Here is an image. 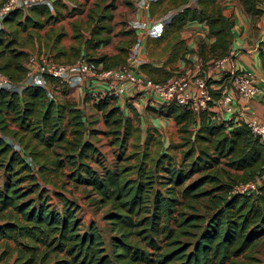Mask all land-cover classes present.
Returning <instances> with one entry per match:
<instances>
[{"label":"trees","instance_id":"16d2710c","mask_svg":"<svg viewBox=\"0 0 264 264\" xmlns=\"http://www.w3.org/2000/svg\"><path fill=\"white\" fill-rule=\"evenodd\" d=\"M239 1L251 15L263 12L262 0ZM181 2L163 26L203 21L214 38L210 49L220 48L216 57L225 56L232 20L215 0ZM42 7L47 6L29 8L39 12ZM30 22L20 8L1 19L0 72L14 82L22 78L27 57L17 47L19 32ZM84 58L95 63L106 56ZM259 59L264 71L262 51ZM115 100L102 95L95 101L104 133L118 149L116 162L107 168L91 139L96 130L85 125L73 102L49 99L38 85H27L20 93L0 88V260L8 252L13 254L9 264H255L253 248L264 236V184L256 194L232 188L264 170V145L258 137L243 121H213L206 108L193 112L161 104L180 132L177 159L152 131L141 142L139 129ZM190 124L197 126L193 132ZM129 137L140 150L126 152ZM61 176L74 187H89L95 202L107 206L108 250L94 223L80 231L77 204L52 179ZM45 183L52 185L58 208L44 195ZM200 198L205 200L203 213L194 206Z\"/></svg>","mask_w":264,"mask_h":264},{"label":"crops","instance_id":"0c3cea01","mask_svg":"<svg viewBox=\"0 0 264 264\" xmlns=\"http://www.w3.org/2000/svg\"><path fill=\"white\" fill-rule=\"evenodd\" d=\"M2 1L4 0H0V3ZM50 2V8L42 7L39 12L29 7L21 9L29 15L31 22L19 32L18 40L21 44L17 47L25 50L27 55L45 56L56 62H72L79 56L96 59L105 55L104 61L92 62L97 67L104 68L105 63H111V66L123 63L131 43L139 37L140 45L133 62L134 69L154 81H164L173 74H185L190 78L200 74L220 51V48L210 49L214 38L203 21L186 20L178 27L167 23L163 26L162 34L157 37L148 36L141 28L129 24L134 19H155L172 8H179L181 0H151L147 7H142L136 0ZM215 2L221 13L232 20L226 48L228 65L237 70L252 71L256 81L264 84V71L259 59V51L264 53V11L251 15L243 10L239 0ZM108 3H112V6L103 8ZM116 8L121 11L117 18ZM33 22L37 24L33 25ZM5 30L7 31L6 27ZM6 36L9 37L8 34ZM200 54L203 60L199 57ZM208 72L213 80L211 86H216L218 75ZM62 88L65 89L64 92ZM99 88V85L89 81L81 85L61 86L55 79H48L45 92H50V95L46 94L49 99H66L80 108L85 125L96 130L91 139L99 153L103 154L107 148L104 142L110 143V139L104 133L106 127L101 110L96 108L95 100L89 95L90 90L99 91ZM232 97L235 110L242 111L243 115L237 119L255 118L264 122V105L258 99L236 94ZM114 105L139 130L145 133L147 130L157 132L164 150L174 155L168 147L180 150L181 139L177 124L164 114V108L158 103L148 101L147 94L140 91L128 93L117 98ZM196 127V124H190L189 130L193 132ZM166 131L171 132L169 140ZM95 136L101 137L95 139ZM171 139L176 141L171 142ZM175 157H180V151L179 156Z\"/></svg>","mask_w":264,"mask_h":264},{"label":"built area","instance_id":"2783aa9c","mask_svg":"<svg viewBox=\"0 0 264 264\" xmlns=\"http://www.w3.org/2000/svg\"><path fill=\"white\" fill-rule=\"evenodd\" d=\"M142 7H147L151 0H136ZM194 0H190L193 2ZM43 3L51 7L50 0H4L0 3V27L3 16L13 8H28L34 4ZM264 11V0L259 3ZM177 9L155 19L148 17L130 21V26L141 28L151 37L162 33L163 25ZM140 38L136 37L131 43L125 61L119 65L100 68L88 61L83 56L76 57L72 62H56L45 56L27 55L25 71L19 81H11L0 72V88L13 90L20 93L27 85H38L46 89L47 78H53L61 86H74L85 84L88 81L99 85V91H89V95L96 101L102 95H110L115 99L128 93L143 92L147 94L148 101L159 105L173 103L186 106L193 112L204 108L210 111V116L215 121L244 122L250 132L257 136L264 145V122L255 118H241L242 111L234 108L233 94L246 98H256L264 105V84H259L255 74L250 70H237L228 65L229 57H215L211 59L206 70L192 78L185 74H173L164 81H154L134 69L133 62L138 52ZM208 71L218 75L216 86H211L213 80ZM209 73V72H208ZM226 76V79L223 77ZM211 91L216 93L212 95ZM47 95L50 92L46 91ZM239 120V121H238ZM238 121V122H237ZM17 150L19 147L13 145ZM32 171L34 167L29 160ZM264 184V170L254 177L233 185L232 191L245 194H256Z\"/></svg>","mask_w":264,"mask_h":264},{"label":"rangeland","instance_id":"374dc122","mask_svg":"<svg viewBox=\"0 0 264 264\" xmlns=\"http://www.w3.org/2000/svg\"><path fill=\"white\" fill-rule=\"evenodd\" d=\"M120 12L121 11L119 10V8L115 9L116 18L121 14ZM144 133H145L144 131L139 130V138H140L141 142H142V139L144 138V136H143ZM152 133L154 134L155 138H159V135L157 132L152 131ZM167 133H168L167 138L169 140V137L171 138V132L170 133L167 132ZM96 137H101V136H95L94 138L96 139ZM155 138H153L150 141V144H149L150 150H153L155 148V145H154V139ZM174 141H176V140L171 139V142H174ZM131 142H133L132 137L128 139V142H127L128 145L126 148V152H129L133 148H137V149L140 148L139 146L131 145ZM107 144H108V146H107ZM104 145L107 148H106V151L103 152V154L101 153L102 165H104L107 168H111L112 165L116 162L115 161V154L118 152V149L115 148L113 145H111L108 141H107V143L104 142ZM168 148L170 149L169 150L170 152L175 153V155H177V157L179 156V150L177 148H175L173 146L168 147ZM52 179L55 180L57 184L62 183L64 188L61 190V192L66 197L70 198L71 200H73L77 204L78 210L76 212V216H77V219L79 220L80 231L85 230L88 223H90V222L94 223L96 225V227L98 228V231L101 235L105 250H108V239H109L110 231L108 229L107 222L103 218V214L107 210V206H101V205L97 204L94 200L95 195L90 192L89 187H87V186L77 185L76 187H74V186H72L71 182L65 181L64 176H61L59 178L53 177ZM43 186L45 187L44 195L49 196L48 202L50 203L51 207L58 208L59 204L57 203V199L53 195L52 185L45 183V184H43ZM30 196L34 197L35 195L30 194ZM204 205H205L204 198H200L197 200V202H194V206L196 207V210L200 213L204 212V209H203ZM2 249H3V247L0 246V252ZM253 254L257 258V262L255 264H264V236H262L259 239L258 243L253 248ZM12 259H13V254L9 255V253L7 252L2 256V258L0 260V264H9L12 261Z\"/></svg>","mask_w":264,"mask_h":264}]
</instances>
